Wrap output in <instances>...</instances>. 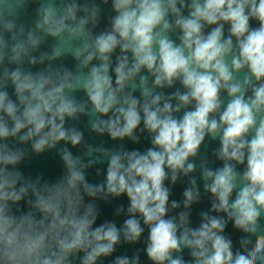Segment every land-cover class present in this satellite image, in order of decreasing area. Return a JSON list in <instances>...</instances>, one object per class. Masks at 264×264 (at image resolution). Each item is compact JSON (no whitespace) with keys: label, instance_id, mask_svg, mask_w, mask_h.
I'll return each mask as SVG.
<instances>
[{"label":"clouds","instance_id":"obj_1","mask_svg":"<svg viewBox=\"0 0 264 264\" xmlns=\"http://www.w3.org/2000/svg\"><path fill=\"white\" fill-rule=\"evenodd\" d=\"M142 256L264 264V0H0V264Z\"/></svg>","mask_w":264,"mask_h":264}]
</instances>
